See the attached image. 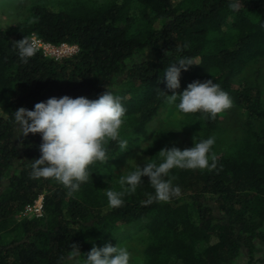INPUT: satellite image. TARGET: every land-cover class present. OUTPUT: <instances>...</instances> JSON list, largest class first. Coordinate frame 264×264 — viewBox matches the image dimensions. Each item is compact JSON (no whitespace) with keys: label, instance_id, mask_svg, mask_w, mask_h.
Instances as JSON below:
<instances>
[{"label":"trees","instance_id":"obj_1","mask_svg":"<svg viewBox=\"0 0 264 264\" xmlns=\"http://www.w3.org/2000/svg\"><path fill=\"white\" fill-rule=\"evenodd\" d=\"M233 2L64 0L52 7L49 0H30L22 22L0 27V264H84L93 244L125 236L124 227L145 236L141 264H232L240 256L254 263L264 246V96L259 69L255 80L239 77L264 59V0H236L235 11ZM23 36L78 52L56 61L38 51L24 63L12 47ZM179 56L199 65L181 72L176 93L212 79L234 101L231 119L185 114L179 98L167 103L161 91L172 92L163 74ZM106 89L126 108L120 136L127 146L108 142L107 163L91 164L89 180L71 197L54 179H32L41 137L21 135L15 110L53 96L96 99ZM167 107L180 119L153 130L157 136L148 141L149 124ZM211 136L215 169L170 171L179 197L148 203L154 188L143 177L134 193L125 192L122 206H110L106 192L125 191L120 177L136 166L120 167L123 154L140 148L158 160L165 147L183 150ZM40 196L42 216H22Z\"/></svg>","mask_w":264,"mask_h":264},{"label":"clouds","instance_id":"obj_2","mask_svg":"<svg viewBox=\"0 0 264 264\" xmlns=\"http://www.w3.org/2000/svg\"><path fill=\"white\" fill-rule=\"evenodd\" d=\"M232 10H238L239 3L234 0L230 4ZM12 47L22 62L27 63L39 51L36 44L23 36L15 41ZM188 45L178 48L182 52ZM199 65L193 58L179 56L169 64L163 77L166 88L171 95L161 91L169 104H175L179 98L178 108L181 112H203L211 117L230 109L233 99L227 91L212 79L203 82L195 80L177 94L180 88V75L190 66ZM126 108L122 98L113 91L106 89L96 99L84 96L72 98L68 95L50 97L35 103L31 110L19 107L15 110V121L21 135L39 134V158L32 161V179H54L67 189V195L79 192L81 185L86 183L91 173L89 166L94 162L108 161L105 145L117 141L120 147L127 146V140L121 138L120 129L124 124ZM215 137L201 139L191 148L181 150L175 146L161 149L158 160L146 159L144 166L136 164L135 169L120 177V185L125 191L108 190L106 196L110 206L123 205L125 192L134 193L138 186L148 178L154 188L148 203L154 201L168 202L182 194L179 185L173 184L174 177L170 171L176 169H208L217 167V160L212 154ZM76 253L78 247L73 245ZM131 252L127 247L105 244L93 246L84 258V264H130Z\"/></svg>","mask_w":264,"mask_h":264},{"label":"rangeland","instance_id":"obj_3","mask_svg":"<svg viewBox=\"0 0 264 264\" xmlns=\"http://www.w3.org/2000/svg\"><path fill=\"white\" fill-rule=\"evenodd\" d=\"M50 3L55 4L52 7H56L58 1L64 0H49ZM99 1V0H98ZM103 1V0H100ZM30 4V0H0V27L5 28L11 25H15L20 23L27 17V8ZM256 69H259L260 75L258 77V81L261 84V88L264 96V59L260 60L258 64L249 66L245 71V75H241L239 78L243 77L250 80H255L254 72ZM222 118H224V114L226 119H231L234 114L233 110L227 109L222 112ZM180 119V114L177 112L175 108L167 107L164 110H161L155 120L149 124L147 128L148 141L154 139L157 136L156 133L152 134L153 130L158 128L167 127L169 125L174 124ZM228 138L234 136V132L231 130H226ZM237 133V129H236ZM226 137V136H225ZM143 146V145H141ZM184 146H187L184 144ZM140 148H134L131 152L127 154H123L121 158L118 160V165L122 168L129 167L136 164L144 163L147 159L146 156H143L140 153ZM122 232L126 233L125 236L118 235L115 237H111L110 240L104 242H98L92 245L96 247H102L105 244H111L113 246L118 245L122 247H127L131 252V260L130 264H141L144 260V241L145 236L143 233L138 232L136 227H124L122 228ZM91 247V248H92ZM86 258V255L84 256ZM253 264H264V246L258 245L257 253L255 254ZM84 263V262H83ZM232 264H248V259L246 257H238L232 261Z\"/></svg>","mask_w":264,"mask_h":264},{"label":"built area","instance_id":"obj_4","mask_svg":"<svg viewBox=\"0 0 264 264\" xmlns=\"http://www.w3.org/2000/svg\"><path fill=\"white\" fill-rule=\"evenodd\" d=\"M30 40H32L36 44L39 51L45 57H48L56 61L69 58L78 52V48L73 45L62 44L59 46H54L42 42L35 36H32ZM42 207H43V200H42V196H40L33 203L25 206L22 216L25 215V216H34L40 218L43 214Z\"/></svg>","mask_w":264,"mask_h":264}]
</instances>
